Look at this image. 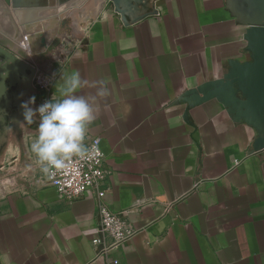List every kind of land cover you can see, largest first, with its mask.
<instances>
[{"label":"crops","instance_id":"0c3cea01","mask_svg":"<svg viewBox=\"0 0 264 264\" xmlns=\"http://www.w3.org/2000/svg\"><path fill=\"white\" fill-rule=\"evenodd\" d=\"M82 3L64 58L41 67L55 76L50 98L73 72L88 82L78 95L108 88L85 144L99 139L101 202L135 234L100 255L95 191L67 201L41 184L39 121L25 125L20 107L39 94L0 47V253L11 264H264V77L245 73L264 29L240 0H157L129 22L94 15L93 0L72 9Z\"/></svg>","mask_w":264,"mask_h":264},{"label":"clouds","instance_id":"9594fccd","mask_svg":"<svg viewBox=\"0 0 264 264\" xmlns=\"http://www.w3.org/2000/svg\"><path fill=\"white\" fill-rule=\"evenodd\" d=\"M88 84L79 72H73L63 79L60 99L52 97L33 108L35 96L22 102L25 125L39 121L35 129L36 139L31 145L36 163L48 175L65 170L71 160L83 159L87 154L85 144L89 126L97 119V98H106L110 93L102 81L91 85L96 88L94 96L78 95V90ZM0 264H11L7 253H0Z\"/></svg>","mask_w":264,"mask_h":264},{"label":"built area","instance_id":"2783aa9c","mask_svg":"<svg viewBox=\"0 0 264 264\" xmlns=\"http://www.w3.org/2000/svg\"><path fill=\"white\" fill-rule=\"evenodd\" d=\"M35 86L40 93L38 105L49 98L55 76L51 72L39 71L34 77ZM87 154L83 159H73L65 170L55 171L53 175L41 171L39 180L42 185L53 187L58 196L67 201H73L83 196L89 190L95 191L97 199V212L99 224L95 235L91 239L94 246L102 245L100 255L105 256L109 251L129 241L135 231L124 224L120 213L113 212L105 206L103 199L106 188H104L108 168L105 165L104 153L97 137H91L87 144ZM108 242L105 243V239ZM108 264H118L116 259L108 261Z\"/></svg>","mask_w":264,"mask_h":264},{"label":"water","instance_id":"95a60500","mask_svg":"<svg viewBox=\"0 0 264 264\" xmlns=\"http://www.w3.org/2000/svg\"><path fill=\"white\" fill-rule=\"evenodd\" d=\"M82 1L83 0H0V35H2L7 40V43L14 48L19 47L26 36L28 40H32L35 36H38L40 48L36 52L44 54L54 49L57 45L56 38L47 44L46 38L52 32L49 27L45 25L54 23L58 17L68 12L73 7H76ZM41 22L44 24L42 25V29H37L36 26ZM32 33L34 35H32ZM256 41H258L259 45L261 43L264 44V39ZM0 47L13 50L22 60L25 59L24 56L21 57V54L15 51L14 48L2 44L1 40ZM255 48V51H257L258 48L256 47V43ZM253 62L251 65L255 66L256 63ZM250 66L248 68H250ZM247 71L248 70L245 69L246 73ZM235 91H237V85L232 92L234 93ZM100 247H102V245H99V248Z\"/></svg>","mask_w":264,"mask_h":264},{"label":"rangeland","instance_id":"374dc122","mask_svg":"<svg viewBox=\"0 0 264 264\" xmlns=\"http://www.w3.org/2000/svg\"><path fill=\"white\" fill-rule=\"evenodd\" d=\"M157 0H104L101 4V8L105 10H113L119 14L122 15L123 17V21L124 22H129L130 21V17L132 16L133 10L137 9V7L139 8H143L144 12L147 13L149 9H151V7H153L154 3ZM241 4H243L245 9H248L251 15V28H260V29H264V0H240ZM87 3V2H86ZM86 3H82L80 7L74 8L72 10H69L68 12L64 13L65 14H70V20L68 19V25L71 28V30H73V25H75L76 28V24L78 27H81L84 25V21L81 18V13L82 11L86 10ZM262 5V6H261ZM74 18V19H73ZM73 20L76 24L73 23ZM43 31V30H41ZM39 31V32H41ZM72 36L71 38L73 39L75 36V31H72ZM61 38V37H60ZM68 38V37H67ZM72 39H70L72 41ZM264 37H260V38H256V40H263ZM62 45H60V47H58L59 50L63 51V46H66L70 41H65L64 39H61ZM256 47L258 48L257 51L252 52V57L251 60L252 62L254 61L256 63L255 66L251 65L250 68H246L247 71V75L249 73V76L251 78L253 77H264V44H258V41H256ZM7 49V48H6ZM11 52V56L13 57L14 55H16V53L13 50L7 49ZM65 54V52H64ZM35 54H32V57ZM18 57V56H17ZM32 57L29 59H24V63H26V68L28 69V74L27 76H32V83L37 91V93L39 94V98H40V93L38 92L36 86H35V80L34 77L36 76V74L39 71H43V72H48V70H44L41 67V63H39L38 61H35V59H32ZM7 58V57H5ZM58 61V60H55ZM54 62V60H52L49 63L52 64ZM253 62V63H254ZM47 68V67H44ZM51 72V71H50ZM238 86L241 87V84H239ZM51 92V91H50ZM49 98H50V93H49ZM7 106H4L2 104V102H0V123L3 122V118L5 117V115H8L10 113H8L9 111L7 110Z\"/></svg>","mask_w":264,"mask_h":264},{"label":"bare ground","instance_id":"6f19581e","mask_svg":"<svg viewBox=\"0 0 264 264\" xmlns=\"http://www.w3.org/2000/svg\"><path fill=\"white\" fill-rule=\"evenodd\" d=\"M103 1L104 0H93V4H95V5L92 7V10L94 8L93 11H95V13L93 11L92 12L94 13V15L100 10V8L102 6L101 4H103L102 3ZM85 14H84V16H85ZM69 18H70V14H65V15L58 17V19L54 23H52V24L48 23L45 25V26H48L50 31L52 32L46 38L47 44H49L54 38H56L57 39L56 40L57 45L54 47V49H52L51 51L45 52L44 54L36 52L40 48L38 36H35V38L32 40H28V37L26 36L24 38L23 42L21 43V45L19 47H16V48H14L12 45L8 44L7 40L2 35H0V40H1L2 44H5L7 47L12 46L11 48H14V50L17 51L18 53H20L21 57L24 56L25 59H29V57L30 58L32 57V54H35V55H33L32 59H35V61H38L39 63H41V65L43 67H47L49 62H51L52 60H54V61L55 60H62V58H64L63 51H60L58 49V47H60V45H62L61 39H64V40H67L69 38L71 39V35H70L71 28L68 25V19ZM42 25H44V24L41 22L39 25L36 26L37 29H42V27H43ZM33 33H32V35H34ZM37 33H39V32H37Z\"/></svg>","mask_w":264,"mask_h":264}]
</instances>
